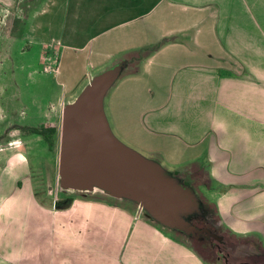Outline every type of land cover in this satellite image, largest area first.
Masks as SVG:
<instances>
[{
	"label": "crops",
	"instance_id": "obj_1",
	"mask_svg": "<svg viewBox=\"0 0 264 264\" xmlns=\"http://www.w3.org/2000/svg\"><path fill=\"white\" fill-rule=\"evenodd\" d=\"M77 3L96 32L59 50L88 48L65 99L109 82L96 103L146 198L51 201L26 153L0 155V264H207L179 236L195 218L264 256V0Z\"/></svg>",
	"mask_w": 264,
	"mask_h": 264
},
{
	"label": "rangeland",
	"instance_id": "obj_2",
	"mask_svg": "<svg viewBox=\"0 0 264 264\" xmlns=\"http://www.w3.org/2000/svg\"><path fill=\"white\" fill-rule=\"evenodd\" d=\"M68 3L69 0H0V155L17 149L26 153L37 189L51 201L67 202L77 197L125 201L126 190L112 179L104 181L89 176L77 189L64 187L58 181L60 172L68 169L60 165L62 112L74 102L87 103L100 92V82L95 81L91 82L94 90L87 96L65 99L82 91L85 80L82 82L80 78L88 48L84 53L64 48L61 54L59 50L64 45L84 46L96 32L95 28L83 26L77 13V0H70L71 14H66ZM55 43L59 46L52 49L50 45ZM58 54H61L59 65ZM128 63L120 64L117 71ZM133 70L134 67L127 71ZM103 73H109V69ZM43 123H53L58 130L52 148L39 135L23 130ZM15 141L20 142L19 147L13 146ZM191 225L199 233L204 230L208 239L204 241L200 236L195 239L187 233L179 236L207 264H264V256L250 248L251 241L228 237L216 221L212 226L195 218Z\"/></svg>",
	"mask_w": 264,
	"mask_h": 264
},
{
	"label": "water",
	"instance_id": "obj_3",
	"mask_svg": "<svg viewBox=\"0 0 264 264\" xmlns=\"http://www.w3.org/2000/svg\"><path fill=\"white\" fill-rule=\"evenodd\" d=\"M95 81L100 82L98 94L94 95L87 103L77 101L73 107L69 106L63 111L60 165L66 166L68 169L60 172L59 183L64 187L77 189L85 184L86 179L84 178L89 176H95L104 181L112 179L126 190L128 194L126 199L142 201L146 195L131 183L133 180L130 178L133 170L137 172L144 169L142 162L135 160L131 154L121 153L122 150H120L117 140L107 129L103 114L96 103V99L101 96L109 82L102 81L100 77L93 79L79 97H85L91 90H94L91 82ZM96 165H105L107 170L113 172L103 173L96 168ZM80 166H83L88 172L81 174ZM153 200L157 202V199ZM181 227L188 230L190 235L192 225H182Z\"/></svg>",
	"mask_w": 264,
	"mask_h": 264
},
{
	"label": "trees",
	"instance_id": "obj_4",
	"mask_svg": "<svg viewBox=\"0 0 264 264\" xmlns=\"http://www.w3.org/2000/svg\"><path fill=\"white\" fill-rule=\"evenodd\" d=\"M167 41L169 40L163 39L154 46L144 48L143 51H155L157 48H159L162 44H165ZM23 130L28 134L39 135L49 148H52L54 146V140L57 132L56 126L54 124L43 123L38 127H24ZM190 236L195 239H197V237L200 236V238L204 241L208 239L207 238L208 235L204 230H201L199 233V231L194 229V227L191 228L190 230Z\"/></svg>",
	"mask_w": 264,
	"mask_h": 264
},
{
	"label": "flooded vegetation",
	"instance_id": "obj_5",
	"mask_svg": "<svg viewBox=\"0 0 264 264\" xmlns=\"http://www.w3.org/2000/svg\"><path fill=\"white\" fill-rule=\"evenodd\" d=\"M96 168H97L99 171H101V172H103V173H106V174H110V173L113 172V171L107 170V168H106L105 165H96ZM79 170H80L81 174H85L86 172H88L87 170H85V169L83 168V166H80V167H79Z\"/></svg>",
	"mask_w": 264,
	"mask_h": 264
},
{
	"label": "clouds",
	"instance_id": "obj_6",
	"mask_svg": "<svg viewBox=\"0 0 264 264\" xmlns=\"http://www.w3.org/2000/svg\"><path fill=\"white\" fill-rule=\"evenodd\" d=\"M15 132H18V130H14V133ZM14 133H10V135H12V134H14ZM19 145H20V142L19 141H15V142H13V146H15V147H19Z\"/></svg>",
	"mask_w": 264,
	"mask_h": 264
},
{
	"label": "bare ground",
	"instance_id": "obj_7",
	"mask_svg": "<svg viewBox=\"0 0 264 264\" xmlns=\"http://www.w3.org/2000/svg\"><path fill=\"white\" fill-rule=\"evenodd\" d=\"M75 105V102L70 105V107H73Z\"/></svg>",
	"mask_w": 264,
	"mask_h": 264
}]
</instances>
